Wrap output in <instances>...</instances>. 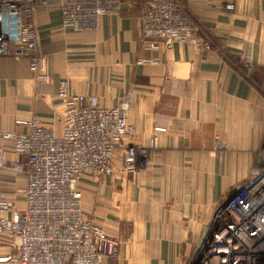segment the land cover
<instances>
[{
    "label": "crops",
    "instance_id": "obj_1",
    "mask_svg": "<svg viewBox=\"0 0 264 264\" xmlns=\"http://www.w3.org/2000/svg\"><path fill=\"white\" fill-rule=\"evenodd\" d=\"M181 1L201 44L150 47L138 4L102 16L96 30L65 29L52 0L35 19L48 81L36 82L27 58L0 57V133H25L36 118L61 135L62 89L105 107L129 101L126 142L146 148L136 171L119 157L112 172L79 183L84 215L122 238L119 256L103 264H194L218 206L262 161L264 0ZM0 145L8 161L20 159L13 139L0 134ZM25 185L4 171L14 209L25 207Z\"/></svg>",
    "mask_w": 264,
    "mask_h": 264
},
{
    "label": "built area",
    "instance_id": "obj_2",
    "mask_svg": "<svg viewBox=\"0 0 264 264\" xmlns=\"http://www.w3.org/2000/svg\"><path fill=\"white\" fill-rule=\"evenodd\" d=\"M52 0H0V57H24L38 84L48 81L41 53L36 14ZM62 26L96 30L107 14L138 4L144 40L201 44L198 24L181 0H58ZM208 46L207 41L203 42ZM63 105L62 134L40 119L24 122L25 133L1 132L13 139L20 159L7 160L0 145V183L4 171L26 177L18 194L23 209H14L0 187V264H103L117 258L122 238L112 235L83 213L80 181L122 169L134 173L146 148L126 142L134 133L129 101L101 106L94 97L58 93ZM155 146V142L152 144ZM226 145H220L223 150ZM120 152V153H119ZM262 161L218 206L208 234L196 254L200 264H264V135ZM12 215H4L7 211Z\"/></svg>",
    "mask_w": 264,
    "mask_h": 264
},
{
    "label": "water",
    "instance_id": "obj_3",
    "mask_svg": "<svg viewBox=\"0 0 264 264\" xmlns=\"http://www.w3.org/2000/svg\"><path fill=\"white\" fill-rule=\"evenodd\" d=\"M211 224H212V222H210V223L208 224L206 230L204 231V234H203V237H202L201 243L203 242L204 238H205L206 235L208 234L209 229H210V227H211ZM201 243H200V245H201ZM200 245H199L198 249L200 248ZM194 264H200V263H199L198 261H196Z\"/></svg>",
    "mask_w": 264,
    "mask_h": 264
}]
</instances>
